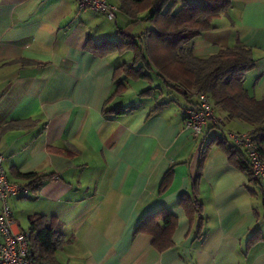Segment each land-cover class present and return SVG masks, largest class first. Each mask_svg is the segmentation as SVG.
I'll use <instances>...</instances> for the list:
<instances>
[{
	"label": "crops",
	"instance_id": "crops-1",
	"mask_svg": "<svg viewBox=\"0 0 264 264\" xmlns=\"http://www.w3.org/2000/svg\"><path fill=\"white\" fill-rule=\"evenodd\" d=\"M144 14L118 9L110 24L77 0H0L3 166L9 180L24 184L17 173L50 174L34 192L8 198L17 227L28 233L31 216L55 218L63 234L59 264H264V179L250 182L220 146L209 147L201 169V236L178 204L191 189L200 144L222 134L246 156L227 132L251 126L227 121L215 107L222 125L209 122L195 137L182 121L191 101L175 97L154 71L151 83L115 79L117 66L132 63L130 51L87 49L89 38L118 40L117 30L137 36L152 28ZM212 23L187 47L201 58L248 47L254 64L243 87L264 101V0H231ZM171 166V183L159 193ZM160 208L176 226L171 246L159 252L150 235L135 230Z\"/></svg>",
	"mask_w": 264,
	"mask_h": 264
},
{
	"label": "trees",
	"instance_id": "trees-1",
	"mask_svg": "<svg viewBox=\"0 0 264 264\" xmlns=\"http://www.w3.org/2000/svg\"><path fill=\"white\" fill-rule=\"evenodd\" d=\"M117 4L118 9L130 17L145 13L143 19L149 21L152 28L137 36H127L117 30L118 40L87 39V43H90L87 49L100 56L113 52H132L133 61L130 65L121 64L115 68V79L126 76L151 83L148 72L154 71L164 83L190 100L192 105L196 102L190 90L207 94L213 108L219 107L225 112L227 121L236 119L251 126L248 131L264 159V101L249 96L243 87L244 75L254 64L251 50L245 46L223 48L201 58L193 54L191 47H187L192 39L214 28L213 19L229 8L231 0H117ZM150 89L143 90L141 94L150 92ZM122 90L123 86L118 84L116 93ZM112 111L120 113L119 110ZM213 144L220 146L230 162L246 172L250 182H255L247 157L242 150L229 145L222 134L201 143L191 189L178 198V204L189 219L197 223V237L201 236L203 220V205L198 197L201 169L208 149ZM16 175L25 180V185L33 192L42 180L50 176L35 172ZM171 179L172 166L160 181L159 193L167 189ZM262 203L264 205V192ZM29 224L27 236L33 263L59 264L55 251L63 244L60 223L55 218L34 215L29 218ZM175 226L176 217L166 208H160L147 214L135 233L150 235L152 246L160 252L171 246ZM253 240L251 237L248 242Z\"/></svg>",
	"mask_w": 264,
	"mask_h": 264
},
{
	"label": "built area",
	"instance_id": "built-area-1",
	"mask_svg": "<svg viewBox=\"0 0 264 264\" xmlns=\"http://www.w3.org/2000/svg\"><path fill=\"white\" fill-rule=\"evenodd\" d=\"M80 7L89 8L115 19L118 7L108 0H77ZM195 104L186 109L183 126L195 137L201 135L205 126L211 122L222 125V120L214 113L211 100L205 93L190 90ZM235 145L244 149L254 178L264 179V159L250 132H227ZM0 155V264H34L28 245L27 232L17 227L12 216L8 198L28 193V187L21 182L8 179Z\"/></svg>",
	"mask_w": 264,
	"mask_h": 264
},
{
	"label": "rangeland",
	"instance_id": "rangeland-1",
	"mask_svg": "<svg viewBox=\"0 0 264 264\" xmlns=\"http://www.w3.org/2000/svg\"><path fill=\"white\" fill-rule=\"evenodd\" d=\"M110 1H112V0H110ZM104 18H105V21H106V22H108V23H110V24L112 23L111 20L109 21V20L107 19V20H108V21H107V20H106V17H104ZM130 52H131V51H130ZM131 53H132V52H131ZM131 53H130V54H131ZM137 84H138L139 86L142 85L141 82H139V83H137ZM140 84H141V85H140ZM142 87H143V88L146 87V84H145V85L143 84ZM172 94H173L175 97H177V98L183 100L182 95H181L178 91L173 90V91H172ZM213 110H214V109H213ZM214 113H215V112H214Z\"/></svg>",
	"mask_w": 264,
	"mask_h": 264
}]
</instances>
